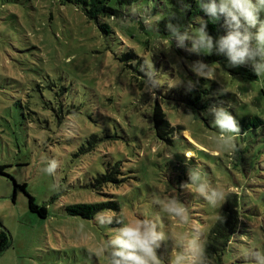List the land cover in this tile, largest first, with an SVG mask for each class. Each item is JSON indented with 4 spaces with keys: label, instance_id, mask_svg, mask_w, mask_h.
I'll use <instances>...</instances> for the list:
<instances>
[{
    "label": "rangeland",
    "instance_id": "1",
    "mask_svg": "<svg viewBox=\"0 0 264 264\" xmlns=\"http://www.w3.org/2000/svg\"><path fill=\"white\" fill-rule=\"evenodd\" d=\"M122 9L126 18H100L108 24L104 31L70 0H0V164L7 174H0V230L8 235L0 264H107L90 250L120 226L97 223L98 216L110 214L125 222L152 218L173 238L198 231L204 243L224 203L215 209L191 185L181 186L194 166L212 186L238 197V224L221 264H233L249 248L264 251V75L250 64L232 67L226 56L190 53L174 42L170 53L154 51V44L167 49L170 40L143 18L163 17L166 0H139ZM131 52L136 57L124 58ZM150 59L161 83L174 76L198 81L196 87L164 83L152 97L140 73ZM196 60L208 63L216 79L192 73L188 64ZM221 102L231 105L241 127L234 155L217 143L219 130L205 114ZM155 105L181 126L171 144L155 136ZM82 145L96 147L78 153ZM117 157L134 175L123 187L104 188L116 194L119 209H102L89 219L68 214L67 204L108 198L92 190L90 181ZM51 159L60 164L55 176L43 171ZM57 182L61 187L54 191ZM22 183L37 204L47 206L46 217L29 210L24 191L15 186ZM175 194L189 208L187 228L164 211ZM158 252L171 264L176 249L169 243ZM235 264L249 262L237 258Z\"/></svg>",
    "mask_w": 264,
    "mask_h": 264
},
{
    "label": "clouds",
    "instance_id": "2",
    "mask_svg": "<svg viewBox=\"0 0 264 264\" xmlns=\"http://www.w3.org/2000/svg\"><path fill=\"white\" fill-rule=\"evenodd\" d=\"M189 5H185V11ZM199 8L206 15L207 20L201 17L196 31H182L181 28L171 22L165 25L170 33V43L167 49L161 48L159 43L153 45L154 51L163 50L171 52L173 42L176 48L184 49L190 53H204L226 56L228 64L232 67L251 65L257 76L264 75V0H199ZM135 14V9L132 10ZM161 17L145 16L143 22L149 29L158 30ZM223 21L225 29L223 35L214 38L208 32V22L217 23ZM256 31L252 32L251 29ZM177 57V66L180 60ZM135 63V61L133 62ZM188 68L197 77L215 80L214 69L208 63L196 60L188 64ZM140 71L145 77V91L155 97V89L167 83L169 88L184 85L187 91L196 87L198 81L190 79H178L169 77V82L161 83L158 79L160 71L155 68L152 59L140 65ZM223 91V90H222ZM228 107H231L229 105ZM223 102L211 105L207 114H211L213 125L219 130L217 143L225 147L233 155L236 153V138L241 133V127L237 119L230 113ZM176 138H179L178 136ZM217 152L215 155H219ZM186 159L193 157L185 156ZM173 159V153L168 155V160ZM59 161L51 159L43 171L49 176H55L59 168ZM79 173L73 175L71 182H75ZM191 185L195 192L210 206L219 209L227 200L229 193L212 186L203 170L198 167L188 168V182L182 184ZM53 190L61 187L59 182L53 184ZM159 203V201H157ZM164 211L175 217L178 224L187 228L191 223L189 208L182 203L178 195H172L164 204ZM101 226L111 225L113 222L120 225L110 239L100 243L95 250H90V256L105 257L107 264H165L158 250L162 245L174 244L175 255L171 258V264H210L206 245L201 240L200 233L182 232L176 237L169 236L161 226L152 218L137 217L132 222L118 219L115 214L102 215L96 218ZM216 220L223 222L224 217L217 214ZM242 258L249 264H264V251L249 248L242 254L234 257Z\"/></svg>",
    "mask_w": 264,
    "mask_h": 264
},
{
    "label": "trees",
    "instance_id": "3",
    "mask_svg": "<svg viewBox=\"0 0 264 264\" xmlns=\"http://www.w3.org/2000/svg\"><path fill=\"white\" fill-rule=\"evenodd\" d=\"M77 5H81L84 14L89 18L97 22L98 26L108 31V24L106 21L99 22L100 18H126L127 14L123 11L122 6L130 7L132 4L137 3L139 0H70ZM167 1V13L161 17L157 32L166 38L170 37L165 25L169 22L178 25L182 31H191L192 28H198L199 20L204 17L207 20L206 15L199 8V0H166ZM189 5L187 11H185V5ZM152 13V11H151ZM223 21L217 23L208 22V32L214 38L219 35H223L225 29L222 27ZM128 56L136 57L134 53H126L124 58ZM140 73H143L140 71ZM144 74V73H143ZM152 125L155 136L164 141L166 144L173 142V135L177 130L181 128L179 124H173L166 116L161 107L155 105L152 112ZM258 124H261L263 120L260 117H255ZM257 124H254V126ZM182 132V130H181ZM92 137V136H91ZM90 137V138H91ZM92 145H82L78 148L77 152H90L94 150ZM6 164H0V174H4V167ZM132 169L124 164L122 157H117L112 162H108L103 171H99L90 181L92 190L99 193L100 191L108 196L107 199L91 201V202H75L65 206V211L70 215L80 216L82 218H93L94 215L102 209H119V204L115 198L114 193L104 192L105 187L115 185L120 188L126 184L131 183V178L134 175L129 174ZM7 175V174H4ZM20 187L28 202V208L32 212L37 213L40 217H46L48 209L47 206L37 204L35 198L26 190V184L22 183L16 185ZM52 199V198H51ZM224 217L223 222L215 221L209 228V231L204 240L206 245L208 259L210 264H221V256L226 249L231 236L236 230L238 224V197L234 192H229L227 200L224 202V207L220 213ZM8 242V235L4 230H0V251L6 246Z\"/></svg>",
    "mask_w": 264,
    "mask_h": 264
},
{
    "label": "water",
    "instance_id": "4",
    "mask_svg": "<svg viewBox=\"0 0 264 264\" xmlns=\"http://www.w3.org/2000/svg\"><path fill=\"white\" fill-rule=\"evenodd\" d=\"M14 192H15V191L13 190V194H14Z\"/></svg>",
    "mask_w": 264,
    "mask_h": 264
}]
</instances>
